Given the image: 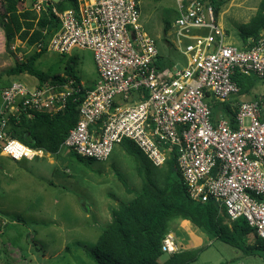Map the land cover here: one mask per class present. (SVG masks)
Returning a JSON list of instances; mask_svg holds the SVG:
<instances>
[{"label":"built area","instance_id":"obj_1","mask_svg":"<svg viewBox=\"0 0 264 264\" xmlns=\"http://www.w3.org/2000/svg\"><path fill=\"white\" fill-rule=\"evenodd\" d=\"M175 1L173 42L186 63L172 72L154 65L159 53L139 22V0H77V9L52 8L58 28L47 49L60 55L73 47L89 50L98 76L59 152L104 162L127 139L153 167L175 155L190 199L212 201L229 221L243 218L264 240V99H244L232 80L234 72L264 80V31L249 48H238L226 42L208 2ZM72 91L69 85L29 88L17 81L1 88L0 156L43 158L44 150L8 133L10 118L62 112ZM212 100H237L232 122L212 121ZM160 250L177 253L170 232Z\"/></svg>","mask_w":264,"mask_h":264},{"label":"rangeland","instance_id":"obj_2","mask_svg":"<svg viewBox=\"0 0 264 264\" xmlns=\"http://www.w3.org/2000/svg\"><path fill=\"white\" fill-rule=\"evenodd\" d=\"M39 2L20 0L19 7L37 11ZM259 2L234 0L231 6L228 2L222 5L221 22L227 32L226 41L239 47L237 25L249 20L254 14L250 8L256 9ZM139 7V22L154 39L159 56L184 66L186 58L173 42L174 21L178 16L176 1L139 0ZM0 16H4L1 2ZM2 33L0 29V89L13 81L35 87L38 82L32 76L20 74L7 78L3 75L4 70L16 60H25L35 48L15 38L7 52ZM61 59L46 52L37 60L35 69L54 74ZM260 93L264 94V81L252 89L249 97ZM43 152V158L34 160L13 161L0 156V264H94L86 257L84 247L94 246L107 223L109 210L118 202L133 198L125 187L133 191L140 189L138 163L120 144L113 146L104 162H78L64 150L53 154ZM149 165L155 177L167 170L166 165ZM205 238L203 250L190 264H223L233 258L240 264H264L258 254L245 255L221 241L206 235ZM253 240L250 234L245 243L251 244ZM165 258L164 255L161 260Z\"/></svg>","mask_w":264,"mask_h":264},{"label":"trees","instance_id":"obj_3","mask_svg":"<svg viewBox=\"0 0 264 264\" xmlns=\"http://www.w3.org/2000/svg\"><path fill=\"white\" fill-rule=\"evenodd\" d=\"M213 8L217 18L220 7L228 0H202ZM4 6V16H0V29L3 32L4 48L8 52L14 39L25 42L35 50L22 61L3 71L11 77L26 74L34 77L38 85L45 83L69 85L73 89L68 96L65 109L55 115L42 113L32 117L17 116L10 118L8 133L29 147L39 148L47 153H57L62 141L78 119V106L92 86H82L77 76L76 58L69 57L61 74L48 75L34 68L36 61L47 51V41L58 28V20L52 8L63 10L77 9V0H51L42 2L39 11L33 8H20V0H0ZM165 30V29H164ZM166 31V30H165ZM264 31V0H260L254 16L237 28V35L244 46L249 48V40L255 41ZM154 65L159 70L172 71L175 63L157 57ZM232 80L240 88L239 95H249L262 79L234 72ZM237 100H234L235 103ZM233 102L209 103L212 121L218 114L226 116L231 122L235 112ZM120 145L138 163L137 174L141 187L133 191L125 187L133 198L109 210L110 222L102 227L92 247H84V253L94 264H190L194 262L203 248L184 251L172 255L161 252V240L167 234L169 222L181 218L189 221L200 232L241 251L245 255L258 254L264 259V240L259 239L243 218L229 221L223 210L212 202L190 199L175 164V155L165 163L167 170L155 177L150 171V163L135 146L124 139ZM78 162L91 163L92 159L82 158L69 152ZM164 165V166H165ZM161 182V185H159ZM253 234L254 240L246 244L245 239ZM166 256L161 260L162 256ZM236 259L228 263H235ZM223 263V264H228Z\"/></svg>","mask_w":264,"mask_h":264},{"label":"crops","instance_id":"obj_4","mask_svg":"<svg viewBox=\"0 0 264 264\" xmlns=\"http://www.w3.org/2000/svg\"><path fill=\"white\" fill-rule=\"evenodd\" d=\"M233 1L234 0H228L227 1L229 3V6H231L233 4ZM221 7H220L219 13L217 15L216 21H217V24L225 31V29L223 28L222 22H221V15H222ZM245 9L247 10V8H245ZM250 9H252V11H254V14H255L257 8L255 9V7L253 6ZM254 14L249 18V20L254 16ZM238 26L239 25H237V28H238ZM200 33L203 34L204 32L202 31ZM225 33L227 35L226 31H225ZM227 38L228 37H226V40H227ZM2 41H4L3 33H2ZM226 42L233 45L229 41H226ZM243 47L244 46L242 45V43L239 39V47L238 48H243ZM46 52H50L53 55V57H55V58H58V57L62 58L59 61L58 71L54 74H61L64 70L66 60L69 57H75L76 58L75 70H76L77 76L79 77L81 85L82 86H89V85L93 86L94 83L97 82L98 76H97L96 68H95V65L93 62L92 54L89 50L73 47L64 55H60L56 51L50 50V49H47ZM36 63H37V61H36ZM36 63L34 64V68H36ZM177 67L179 68V67H183V66L179 65L176 62L175 68L177 69ZM79 70L81 71V73L79 72ZM172 71H170V72H172ZM52 74L53 73H51V75ZM7 78H10V77H7ZM243 96H244L243 97L244 99H245V97H246V99H247V97H249V95H243ZM257 97L264 99V94H262V93L255 94V95L249 97V99H253V98H257ZM249 99H247V100H249ZM0 104H1V98H0ZM217 116H219V117H216V120L221 118V117H226V116H222L220 114ZM47 154H50V153H47ZM50 162H52V160H50ZM108 215H109V218H108ZM106 220H107L106 221L107 223H105V225L108 224L111 220L109 212L106 215ZM171 229H175V231L172 232ZM168 231L175 238L177 249H178L177 254L184 252V251H190V250H195V249L204 247V242L206 239L205 234L200 232L189 221L183 220L181 218L174 219V220L169 222ZM233 259H236L237 262H239L237 258H233ZM233 259H231V260H233ZM230 261H228V262H230ZM225 263H227V262H225Z\"/></svg>","mask_w":264,"mask_h":264},{"label":"water","instance_id":"obj_5","mask_svg":"<svg viewBox=\"0 0 264 264\" xmlns=\"http://www.w3.org/2000/svg\"><path fill=\"white\" fill-rule=\"evenodd\" d=\"M52 2H54V3H56V2H58L59 0H51ZM178 68V67H177Z\"/></svg>","mask_w":264,"mask_h":264}]
</instances>
